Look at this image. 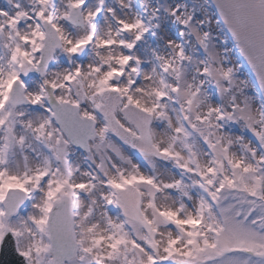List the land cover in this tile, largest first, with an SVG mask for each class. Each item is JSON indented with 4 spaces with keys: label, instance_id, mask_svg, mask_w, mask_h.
<instances>
[{
    "label": "snow or ice",
    "instance_id": "snow-or-ice-1",
    "mask_svg": "<svg viewBox=\"0 0 264 264\" xmlns=\"http://www.w3.org/2000/svg\"><path fill=\"white\" fill-rule=\"evenodd\" d=\"M0 264H264V0H0Z\"/></svg>",
    "mask_w": 264,
    "mask_h": 264
}]
</instances>
